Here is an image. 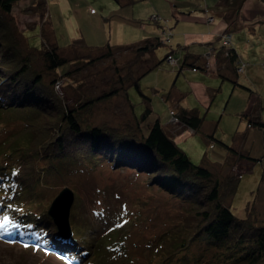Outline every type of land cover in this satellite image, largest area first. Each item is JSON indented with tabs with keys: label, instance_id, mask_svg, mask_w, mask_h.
Here are the masks:
<instances>
[{
	"label": "rangeland",
	"instance_id": "374dc122",
	"mask_svg": "<svg viewBox=\"0 0 264 264\" xmlns=\"http://www.w3.org/2000/svg\"><path fill=\"white\" fill-rule=\"evenodd\" d=\"M237 5L224 0H19L11 7V19L0 18L6 49L17 59L24 56L31 60L33 71L42 76L41 91L54 92L66 109L73 110L75 121L82 127L81 132L71 128V136H61L60 144L66 149L71 146L74 152L68 154L76 160L38 158L35 166L51 171L40 173L43 181L24 198L32 201L31 212L39 213L44 203L47 211L63 184L70 186L74 192L70 225L81 235L77 242L84 243L90 252L75 264H149L150 260L157 264L152 255L160 237L181 222L182 226L194 227L197 219L182 198L164 193L155 183L147 185V172L115 166L105 155L90 153L86 158L89 154L83 152L90 128L117 129L124 135L127 127L137 124L143 134L155 119L162 125L168 117L176 121L184 110H195L205 120L199 136L213 134L221 144L207 141L208 136L196 141L193 126L184 120L173 122V129L168 125V136L176 145L187 147L195 158H202L211 171L220 170L219 174L214 172L212 180L240 172L237 189L220 190L223 205L237 218L247 217L253 224L264 226V127L240 115L253 111L264 124V0H242L239 8ZM80 37L87 48L80 45L82 40L77 45L70 43ZM154 37L160 42L149 56L119 49L123 44L151 42ZM107 45L114 51L94 59ZM51 48L66 59L53 70L48 69L44 58ZM135 56L139 63L129 65ZM1 57L11 58L5 56L3 45ZM128 65L137 78L133 83L126 80ZM92 72L93 77H86ZM22 77V82H31L30 73ZM113 87L118 88L116 94L89 107L80 106ZM149 110L152 113L141 121V115ZM41 112L52 116L50 111ZM19 123L11 116L0 128V139L18 129ZM49 128L52 130L48 126L43 133H49ZM232 145L249 157L244 159L246 155L237 152L233 156L226 148ZM210 211L208 220L216 215ZM118 222L120 229L114 227ZM203 237L200 233L185 251L177 253L178 261L170 264H232L218 258L220 249ZM11 240L13 237L0 235V264H68L60 254L40 244L21 245Z\"/></svg>",
	"mask_w": 264,
	"mask_h": 264
},
{
	"label": "trees",
	"instance_id": "16d2710c",
	"mask_svg": "<svg viewBox=\"0 0 264 264\" xmlns=\"http://www.w3.org/2000/svg\"><path fill=\"white\" fill-rule=\"evenodd\" d=\"M17 1L0 0V8L10 13L11 7ZM0 18H4L1 13ZM1 31L5 33V28L1 27ZM0 36V47L3 45L5 56L11 57L10 61L6 60V58H0V128L11 119V116L21 121L19 128L13 131V134L8 133L0 139V198L2 201L0 204V235L6 238L9 234L11 235L10 237H13L11 241L14 242H17L14 239L19 235L23 239L21 240L23 243L35 242V244H40L46 250H51L56 254L59 252L58 255L72 258L78 263L82 262L90 252H88L86 257L83 256V250H81L77 242L81 235L76 234L70 225L72 236L67 240L61 239L57 234L56 226L52 219L46 214L47 204L44 203L39 213H33L31 212L33 208L32 201L24 199L32 195V193H29L34 191L36 186H39L42 180L40 173L42 174L45 170L51 171V168L47 169L46 166L37 168L35 163L38 158L76 160L74 156L71 157L68 154L74 152V149L70 146L67 150L66 145L60 144L62 143L61 136H71L74 131L81 132L82 127L75 121L73 110L66 109L64 102L58 101L59 98L54 92L46 89L41 91L42 76L39 72L33 71L31 60L24 56L19 57L20 59L12 56V50L6 49L8 44L5 43L6 40H2L1 34ZM154 39L151 42L150 40H143L136 47L131 44L121 46L119 49L132 51L136 56H141L152 52L156 48L160 41L157 37H154ZM80 40H82V43ZM70 43L72 45L81 43L80 45H84V48L86 47L81 37ZM9 46L12 48L10 44ZM104 48L102 47L99 50L100 54L97 55L99 58L94 57V59H100L114 51L112 46L109 45H107L106 50ZM54 49L51 48L50 52L44 53L46 65L50 70L56 69L60 64H65L64 62H66V59L60 58ZM94 59L91 57V60L95 61ZM133 61L134 59L129 65H132ZM129 65V77L126 80L130 79L129 81L133 83L137 78L132 75V69ZM28 73L31 74V82H22V76ZM90 75L93 77L94 72L86 77ZM122 83L123 81L121 80L120 85ZM134 83L136 84V81ZM46 87L48 88V86ZM117 92L118 88L113 87L107 92L85 100L80 106L89 107L94 102L104 100ZM52 103L56 105V108H51ZM62 105L64 106L62 107ZM65 109L68 110V113H66ZM41 110L45 112L53 110L51 112L52 116L45 115ZM63 111H65V115ZM149 111H145L141 115V121L146 119ZM196 113L193 109H186L181 113L182 115L180 114V117L187 124L197 129L203 119L197 116ZM240 115L244 116L249 123L253 122L258 127H264L262 121L257 116H253V111L250 113L243 112ZM139 122L135 123L139 124ZM52 123L56 126L55 129L51 126L53 125ZM135 125H130L124 135L120 134L117 129L111 132L112 130H100L99 127L90 128L92 130H89V136L87 135L89 138L88 145L83 154H89L86 158L91 157L90 153L98 156L99 154L105 156L108 154L107 157L110 160L113 157L115 158L114 163L117 166H127L138 171L149 172L152 174L151 177L153 176L156 179L153 181L158 186L166 187L168 185L169 189L177 192L179 198L189 201L188 203L191 205L189 211L197 217L195 220L196 224L193 225L194 227L182 226L181 222V226L178 224L162 235L158 241L157 249L152 255L155 259L154 262L157 261V264H170L178 261L175 258L176 255L180 251H185L191 242L202 233L204 234L203 239L210 241L209 243L220 249L216 254L218 258H225L222 260L230 261L232 264H264V226L253 224L252 220L247 217L237 218L229 208L223 205L222 196L218 195V190L220 191L222 187H226L231 192L237 184L235 180L238 177L227 175L220 181L221 183L216 181V179L212 180L210 172L205 167L193 165L188 161L187 156L164 132L161 123L157 119L150 124L147 132L143 134L138 132L139 129ZM48 126L52 130L49 128V133H43ZM71 128L75 130L72 132ZM66 129L68 131L70 129V131L67 133ZM56 130H60V132H56ZM64 130L66 132L62 133ZM108 133L111 135L108 136ZM10 134L12 135L11 137ZM53 136H55L54 140L51 139ZM138 136H141V138L138 139ZM234 151L236 150H230L229 153ZM37 169H39V172ZM52 169L56 170L55 167ZM7 173L13 174L14 178L12 180L7 179L9 177ZM21 177L24 178L23 181L19 179ZM181 179L187 180V184H181ZM196 180L197 183L198 181L201 183L195 185ZM196 186H199L200 189H197ZM190 190L192 192L187 196L186 192ZM23 200L27 202L25 203ZM9 203L14 204V206L9 208ZM211 209L216 215L208 220L211 215ZM5 213L13 221L12 224H15L10 231L2 221ZM199 216L200 219L198 218ZM208 222L210 224L205 227ZM18 226H20L19 229ZM118 227L117 229H120ZM102 228L105 227L102 226ZM181 233H184V235L180 236ZM119 235L117 233V237ZM53 241L56 242L54 243ZM114 241H112V244L116 243ZM152 261L150 260L149 264H152Z\"/></svg>",
	"mask_w": 264,
	"mask_h": 264
},
{
	"label": "bare ground",
	"instance_id": "6f19581e",
	"mask_svg": "<svg viewBox=\"0 0 264 264\" xmlns=\"http://www.w3.org/2000/svg\"><path fill=\"white\" fill-rule=\"evenodd\" d=\"M19 1V0H18ZM18 1L16 2V5H18ZM14 6V5H13ZM12 6V7H13ZM263 12H264V9H263ZM0 13L2 14V16L5 18V19H8V16L11 18V9H10V13H8V12H6L3 8H0ZM166 28V27H165ZM165 28H164V31H165ZM138 43H140V42H135L134 43V45H135V47L136 46H139L138 45ZM125 45H131V44H123V45H120V47L121 46H125ZM123 48V47H122ZM146 55H148L149 56V54L148 53H145ZM145 54H143V55H141V56H144ZM135 62V64H136V62L137 63H139V60H137L136 61V59L134 58V61H133V63ZM152 67H153V64L151 65ZM208 66H210V64H208ZM192 68L194 69V70H201L200 68H198V66H192ZM192 70V69H191ZM130 87H132V85L130 86ZM151 91H154V89H150ZM159 90H161V89H159ZM143 98L144 99H146L145 98V96H143ZM152 99V98H151ZM149 104V103H148ZM145 107L146 108H148L149 106H146L145 105ZM152 111L153 110H150L149 111V114L150 113H152ZM168 111V110H167ZM148 114V115H149ZM182 115V114H181ZM196 115L197 116H199V117H201L200 115H199V113H196ZM180 119L179 120H172L171 118H167L166 119V124H162L161 125V127H162V129L164 130V132L168 135V132H170L171 130H170V128H168L169 126H171V129H173L172 128V125H173V122L175 123V124H179V123H181V121H182V117H179ZM202 119H203V117H202ZM165 121V120H164ZM153 123V122H152ZM205 123V120L203 119L202 120V122H201V125H200V127L199 128H197V130H196V133L198 132V131H200V129H201V127H202V125ZM169 125V126H168ZM205 125V124H204ZM246 127L247 128H249L250 127V124H247L246 125ZM128 129H129V127H127ZM180 127H178L177 128V130H183V129H179ZM182 128V127H181ZM193 129L194 130H190L191 132H193L194 134H195V137H194V139L196 140V141H198V142H201L200 140L201 139H204V138H206L207 136H208V138H206L207 139V141H211L212 143H222L220 140H218V139H215V137L214 136H212L213 134H208L207 136H205V135H202L201 137L199 136V134L197 133H195V128L193 127ZM15 131V130H14ZM14 132L12 131L11 132V134H13ZM137 134H138V132H137ZM108 136H110L111 134L110 133H108L107 134ZM173 139V138H172ZM213 145V144H212ZM177 146L179 147V149L183 152V154H185V156H187V159H188V161L191 163V164H193V165H198V166H202V167H205L209 172H210V174H211V177L213 176V174H214V172L216 173V174H219V171L220 170H214V171H211L206 165H205V163H203L202 162V158H195V156H193V154H192V152H190L188 149H187V147H185V146H179L178 144H177ZM234 145H232V146H226V148L228 149V150H237V153L239 154H245L246 156H245V158L244 159H246V158H248L249 156L247 155V153L246 152H243L242 150H239V149H236L235 147H233ZM106 149H108V148H106ZM200 150L202 151V153L205 151L204 149H201L200 148ZM237 153H236V151H234L233 153H232V155L233 156H237ZM103 155V154H102ZM108 155V154H107ZM106 155V156H107ZM106 156H104V157H106ZM235 156V157H236ZM100 157V156H99ZM244 157V156H243ZM113 160L115 161V158L113 157ZM117 161V160H116ZM114 165L115 166H117V164L116 163H114ZM115 166H113L114 168H115ZM61 168V167H60ZM64 168H62V170H63ZM121 169H124V168H121ZM120 169V170H121ZM129 169H131V168H129ZM143 172H146V171H143ZM12 173V172H11ZM57 173V172H56ZM150 176H149V184H147V185H150V184H152V182H153V184L155 183L156 184V186H158L157 185V183L155 182V181H153V180H156L155 178H153V176L151 177V175L152 174H150L149 172H147ZM231 174V176H233V177H238L237 178V180H235V181H237V184H238V181H239V179H240V172H234V173H230ZM7 176H9L7 179H13L14 178V175L13 174H10V173H7ZM151 177V178H150ZM6 179V180H7ZM19 179H22V181L24 180V178L23 177H21V178H19ZM158 179H159V177H158ZM161 179V178H160ZM163 179H165V178H163ZM2 180V179H1ZM4 180V179H3ZM222 179L221 178H217V180L216 181H219V183H221L220 181H221ZM63 182H65V181H63ZM180 182H181V184H184V183H186L187 184V180H180ZM198 183H201L200 181H198ZM197 183V180L195 181V185L196 184H198ZM152 184V185H153ZM185 185V184H184ZM63 186H69V185H65V184H63ZM69 188H70V186H69ZM159 188L161 189V191H163L164 193H166V194H168V195H170V196H172V197H174V198H176L177 199V197H178V194H177V192L175 191V190H173L172 191V189H169V186L168 185H166V187L165 186H159ZM196 188L197 189H200L199 188V186H196ZM71 189V188H70ZM235 189H237L236 188V186H235ZM72 190V189H71ZM72 192H73V190H72ZM191 190L190 191H188V192H186V195L188 196L189 194H191ZM182 193H183V191H182ZM221 191H219L218 190V195L221 197ZM73 194H74V192H73ZM57 195V194H56ZM177 196V197H176ZM179 198V197H178ZM179 199H181V198H179ZM182 200V199H181ZM183 202H186V204H189L185 199H183L182 200ZM118 224H119V222L118 223H116V225L114 226V227H117L118 226ZM14 226H15V224H6V227H7V229L10 231L11 229H13L14 228ZM20 228V226H18V229ZM57 230V229H56ZM18 233V232H17ZM58 234V233H57ZM59 235V234H58ZM72 235V234H71ZM70 235V236H71ZM6 238H8V239H11V237H10V235L8 234L7 235V237ZM14 240H16L18 243H20L21 245H24V243L21 241V240H23L19 235H17V237L14 239ZM54 243L56 242V241H53ZM79 244V247L81 248V250H83V253H84V257H86L87 256V254H88V252H89V248L88 247H86L85 245H84V243H78ZM157 244H158V242H157ZM54 253V252H53ZM58 254V253H57ZM56 254V255H57ZM114 255H116V253L114 252L113 253ZM90 254H88V256H89ZM87 256V257H88ZM61 257H62V259L64 260V261H66L68 264H75V263H78V262H76V261H74L72 258L70 259V258H67V257H64V255H61Z\"/></svg>",
	"mask_w": 264,
	"mask_h": 264
},
{
	"label": "water",
	"instance_id": "95a60500",
	"mask_svg": "<svg viewBox=\"0 0 264 264\" xmlns=\"http://www.w3.org/2000/svg\"><path fill=\"white\" fill-rule=\"evenodd\" d=\"M224 2L233 5L238 2L237 6L239 8L242 0H232V3H228V0H224ZM73 201L74 194L72 190L68 186H64L52 199L46 211L47 215L52 219L56 226L57 233L63 238H69L72 234L69 215Z\"/></svg>",
	"mask_w": 264,
	"mask_h": 264
},
{
	"label": "snow or ice",
	"instance_id": "6c2138e0",
	"mask_svg": "<svg viewBox=\"0 0 264 264\" xmlns=\"http://www.w3.org/2000/svg\"><path fill=\"white\" fill-rule=\"evenodd\" d=\"M8 207L11 208L12 205H8ZM2 221H3V223H5V224H8V223H12V222H13V221L11 220V218L8 216L7 213H5V214L3 215V217H2Z\"/></svg>",
	"mask_w": 264,
	"mask_h": 264
}]
</instances>
